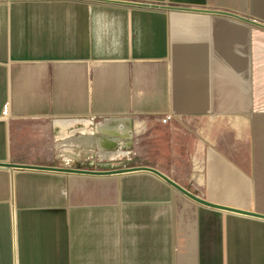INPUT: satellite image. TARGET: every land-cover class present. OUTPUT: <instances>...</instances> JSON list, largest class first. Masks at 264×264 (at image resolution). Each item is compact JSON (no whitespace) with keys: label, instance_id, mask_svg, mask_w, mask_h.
Here are the masks:
<instances>
[{"label":"crops","instance_id":"1","mask_svg":"<svg viewBox=\"0 0 264 264\" xmlns=\"http://www.w3.org/2000/svg\"><path fill=\"white\" fill-rule=\"evenodd\" d=\"M259 4L0 0V162L264 214ZM0 264H264V218L0 166Z\"/></svg>","mask_w":264,"mask_h":264},{"label":"water","instance_id":"2","mask_svg":"<svg viewBox=\"0 0 264 264\" xmlns=\"http://www.w3.org/2000/svg\"><path fill=\"white\" fill-rule=\"evenodd\" d=\"M136 4L143 5V6H156V5H149V4H145V3H136ZM215 12H217L219 14L234 16V17L239 18V19H244V20L251 22L252 24H255V25H258V26H261L264 28L263 23L255 21L253 19H248V18L242 17L240 15H237V14H234V13H231L228 11H223V10L215 11ZM0 166L14 167V168H33V169H44V170H56V171H62V172H77V173L94 174V175L125 173V172L140 171V170L148 171V172L154 173L155 175L159 176L160 178L165 180L167 183H169L171 186H173L175 189H177L181 193L185 194L189 198H191V199H193V200H195L201 204H204V205H207L210 207H214V208H218L221 210H225V211H231V212H236V213H240V214H246V215L264 218V214H261V213H257L254 211H248V210H244V209L232 208V207H228L225 205H220V204H216V203H212L210 201H207V200L199 197L198 195L188 191L187 189H185L184 187H182L181 185H179L178 183H176L175 181H173L172 179H170L166 175L162 174L157 169H154V168L148 167V166H134V167L107 169V170L56 167V166H44V165H24V164L3 163V162H0Z\"/></svg>","mask_w":264,"mask_h":264},{"label":"built area","instance_id":"3","mask_svg":"<svg viewBox=\"0 0 264 264\" xmlns=\"http://www.w3.org/2000/svg\"><path fill=\"white\" fill-rule=\"evenodd\" d=\"M7 110H8L7 105H5V106H4V109H3V113L6 114V113H7ZM169 119H170V116L166 115V116L163 117L161 120H162V122H166V121L169 120Z\"/></svg>","mask_w":264,"mask_h":264},{"label":"rangeland","instance_id":"4","mask_svg":"<svg viewBox=\"0 0 264 264\" xmlns=\"http://www.w3.org/2000/svg\"><path fill=\"white\" fill-rule=\"evenodd\" d=\"M259 3H260V0H255V7L261 8Z\"/></svg>","mask_w":264,"mask_h":264}]
</instances>
